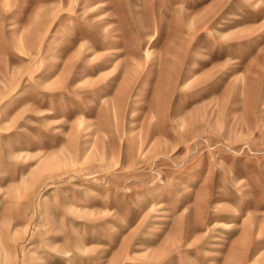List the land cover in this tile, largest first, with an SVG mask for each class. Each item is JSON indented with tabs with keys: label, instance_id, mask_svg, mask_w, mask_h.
I'll return each instance as SVG.
<instances>
[{
	"label": "rangeland",
	"instance_id": "1",
	"mask_svg": "<svg viewBox=\"0 0 264 264\" xmlns=\"http://www.w3.org/2000/svg\"><path fill=\"white\" fill-rule=\"evenodd\" d=\"M0 264H264V0H0Z\"/></svg>",
	"mask_w": 264,
	"mask_h": 264
},
{
	"label": "bare ground",
	"instance_id": "2",
	"mask_svg": "<svg viewBox=\"0 0 264 264\" xmlns=\"http://www.w3.org/2000/svg\"><path fill=\"white\" fill-rule=\"evenodd\" d=\"M160 206H162V205L160 204L158 207H160ZM232 225H233V224H231V223H224V222H219V223H218V227H219V226H222V227L230 228Z\"/></svg>",
	"mask_w": 264,
	"mask_h": 264
}]
</instances>
